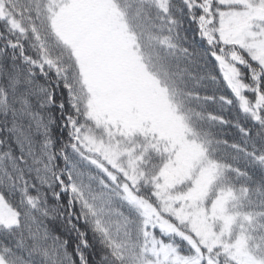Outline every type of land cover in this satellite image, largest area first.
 <instances>
[{
  "label": "snow or ice",
  "instance_id": "1",
  "mask_svg": "<svg viewBox=\"0 0 264 264\" xmlns=\"http://www.w3.org/2000/svg\"><path fill=\"white\" fill-rule=\"evenodd\" d=\"M0 264H264V0H0Z\"/></svg>",
  "mask_w": 264,
  "mask_h": 264
},
{
  "label": "trees",
  "instance_id": "2",
  "mask_svg": "<svg viewBox=\"0 0 264 264\" xmlns=\"http://www.w3.org/2000/svg\"><path fill=\"white\" fill-rule=\"evenodd\" d=\"M229 139H231V137H228Z\"/></svg>",
  "mask_w": 264,
  "mask_h": 264
}]
</instances>
